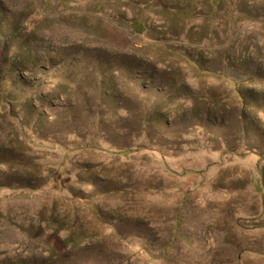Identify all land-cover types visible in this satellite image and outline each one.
Instances as JSON below:
<instances>
[{
  "label": "rangeland",
  "instance_id": "1",
  "mask_svg": "<svg viewBox=\"0 0 264 264\" xmlns=\"http://www.w3.org/2000/svg\"><path fill=\"white\" fill-rule=\"evenodd\" d=\"M0 264H264V0H0Z\"/></svg>",
  "mask_w": 264,
  "mask_h": 264
},
{
  "label": "trees",
  "instance_id": "2",
  "mask_svg": "<svg viewBox=\"0 0 264 264\" xmlns=\"http://www.w3.org/2000/svg\"><path fill=\"white\" fill-rule=\"evenodd\" d=\"M132 27L134 28V30L138 33H140V30L138 29V25L137 23H135L134 21H131Z\"/></svg>",
  "mask_w": 264,
  "mask_h": 264
}]
</instances>
